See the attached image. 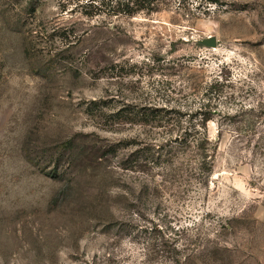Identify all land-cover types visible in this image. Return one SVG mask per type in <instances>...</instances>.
<instances>
[{
    "label": "rangeland",
    "instance_id": "1",
    "mask_svg": "<svg viewBox=\"0 0 264 264\" xmlns=\"http://www.w3.org/2000/svg\"><path fill=\"white\" fill-rule=\"evenodd\" d=\"M116 1L0 0V264H264V0Z\"/></svg>",
    "mask_w": 264,
    "mask_h": 264
},
{
    "label": "trees",
    "instance_id": "2",
    "mask_svg": "<svg viewBox=\"0 0 264 264\" xmlns=\"http://www.w3.org/2000/svg\"><path fill=\"white\" fill-rule=\"evenodd\" d=\"M143 1H147L148 4L150 5V4L153 3L154 0H143ZM137 2H138V0H127V2L126 1L125 2L116 1L115 4H114V7L116 8L115 9V13L117 14L118 12H120L119 10H117V8H120L121 6H123V7H128L127 10H124L125 13H127L129 15H133L136 12V10L131 9L130 6H131V4H137ZM103 3L104 2H101V5H103ZM92 5H93V3H92ZM147 8H149V6ZM146 115H154V114L153 113H150V114L147 113ZM206 120H208V118H206ZM184 138H185V135L182 134V135L176 137L174 141L177 142V143H179V144H181ZM197 145H198V148L199 147H203L202 142H199ZM161 146L162 145H159V150L161 149ZM64 149L70 150V147L67 146V148H64ZM206 157H207V154L206 153H203V159H206ZM71 158L73 160L76 159V158H73V157H71Z\"/></svg>",
    "mask_w": 264,
    "mask_h": 264
},
{
    "label": "water",
    "instance_id": "3",
    "mask_svg": "<svg viewBox=\"0 0 264 264\" xmlns=\"http://www.w3.org/2000/svg\"><path fill=\"white\" fill-rule=\"evenodd\" d=\"M202 43L210 47H216L217 39L211 36L202 40Z\"/></svg>",
    "mask_w": 264,
    "mask_h": 264
}]
</instances>
